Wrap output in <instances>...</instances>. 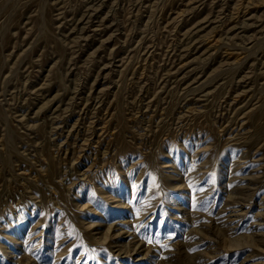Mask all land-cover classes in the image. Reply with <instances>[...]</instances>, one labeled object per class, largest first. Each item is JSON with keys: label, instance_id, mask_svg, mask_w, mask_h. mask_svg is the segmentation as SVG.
<instances>
[{"label": "rangeland", "instance_id": "374dc122", "mask_svg": "<svg viewBox=\"0 0 264 264\" xmlns=\"http://www.w3.org/2000/svg\"><path fill=\"white\" fill-rule=\"evenodd\" d=\"M0 264H264V0H0Z\"/></svg>", "mask_w": 264, "mask_h": 264}]
</instances>
